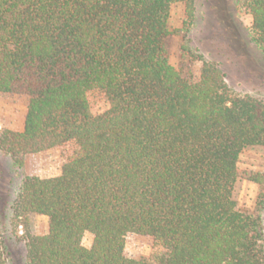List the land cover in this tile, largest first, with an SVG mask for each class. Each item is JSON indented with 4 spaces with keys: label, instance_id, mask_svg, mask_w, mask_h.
Returning a JSON list of instances; mask_svg holds the SVG:
<instances>
[{
    "label": "trees",
    "instance_id": "16d2710c",
    "mask_svg": "<svg viewBox=\"0 0 264 264\" xmlns=\"http://www.w3.org/2000/svg\"><path fill=\"white\" fill-rule=\"evenodd\" d=\"M239 4L264 54V0ZM178 5L188 31L194 0H0V94L28 98L23 131H2L0 150L19 168L74 150L59 176L22 183L16 219L49 222L28 237L27 264H264L261 216L234 198L254 182L264 208V174L239 168L264 148V101L234 95L216 63L202 60L197 78L170 63ZM129 235L156 241L155 259L127 257Z\"/></svg>",
    "mask_w": 264,
    "mask_h": 264
},
{
    "label": "rangeland",
    "instance_id": "374dc122",
    "mask_svg": "<svg viewBox=\"0 0 264 264\" xmlns=\"http://www.w3.org/2000/svg\"><path fill=\"white\" fill-rule=\"evenodd\" d=\"M195 20L190 30L184 29V6L172 9L167 41L170 63L185 77L197 78L202 60L216 63L225 74L234 95L264 101V54L252 43L249 30L252 18L240 9L239 0H194ZM95 115L108 109L102 93L89 95ZM28 98L18 94H0V133L4 130L22 132ZM72 147L53 149L30 156L24 167L15 166L11 157L0 150V264H27V239L49 232L48 218L28 215L16 219L14 205L26 177L42 179L59 176L64 162L73 154ZM239 168L264 174V148L246 150ZM259 186L247 180L237 183L234 198L238 206L260 214L264 229V208L258 213ZM93 236L86 233L83 245L90 249ZM159 244L149 237L129 235L125 254L136 260L153 261Z\"/></svg>",
    "mask_w": 264,
    "mask_h": 264
}]
</instances>
